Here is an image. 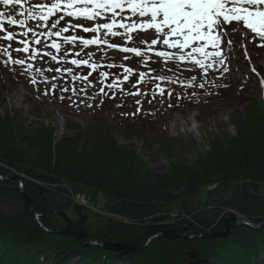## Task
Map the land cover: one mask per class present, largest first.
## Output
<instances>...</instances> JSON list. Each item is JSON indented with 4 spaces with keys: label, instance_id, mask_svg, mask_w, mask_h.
<instances>
[{
    "label": "trees",
    "instance_id": "16d2710c",
    "mask_svg": "<svg viewBox=\"0 0 264 264\" xmlns=\"http://www.w3.org/2000/svg\"><path fill=\"white\" fill-rule=\"evenodd\" d=\"M67 26L69 33L74 35L87 37L89 34L82 28ZM52 38L46 36L47 42L52 43ZM11 53L12 58L17 59V54ZM56 55L55 63L62 69L58 74L62 75L67 59H60L63 52ZM80 58L83 57L73 54L68 61ZM6 60L7 57L0 53V68L4 70ZM91 63L97 65L95 71L86 65H74L79 70L77 76L92 72L88 81L76 84L71 79V82L75 87L83 83V88H90L98 81L97 91H93L92 96L100 98L104 105L117 102L109 94V84H113V88L125 84L133 87L137 82L134 74L131 82V79L125 81L124 76L130 78V75L122 72L114 62L112 67L103 60H91ZM100 71L107 75L100 77ZM234 86H238L237 97L243 109L231 120L237 129L236 135L213 138L209 149L199 152L191 165L179 160L170 163L166 173H152L131 144L115 143L113 132L124 137L137 135L144 139L147 150H154L166 159L176 153L179 140L167 135L164 126L159 124L158 111L148 105L152 102L150 96L157 94L151 87L148 92L143 90V99L140 104L135 103L133 111L121 105L117 125L105 129V140L96 144L89 140V130L74 139L56 138L51 127H28L22 124V119L8 114L0 116V176H6L11 170L22 174V190L32 200L31 207L37 209L40 222L48 228L65 226L64 220L56 214L67 212L72 206L65 196L64 186L81 193L86 188H96L108 215H101L92 226L84 223L82 227L90 238L100 241L142 244L162 228L177 227L185 222L194 231L200 228L198 226L210 228L204 209L197 210L189 201L203 191L205 206L210 204L211 198L218 200V215L230 208L257 225L264 219V103L259 85L253 92L248 91L243 82ZM100 88L108 95L101 93ZM177 88L175 86L172 95L167 97L172 106L187 98ZM161 90L164 92L165 88ZM165 93L167 96L168 92ZM207 94L195 90L191 98L202 103L208 101ZM203 105L210 106L206 102ZM79 142L81 150L77 146ZM7 199L23 203L19 185L0 180V202ZM172 202L182 208L181 215L189 214L193 221L166 222L175 216L159 212V204ZM212 226V231L224 227L221 219ZM263 253L264 228L241 225L223 238L168 240L158 237L141 251L116 256L100 246L87 247L72 236L44 231L25 213L23 206L9 214L0 212V264H264Z\"/></svg>",
    "mask_w": 264,
    "mask_h": 264
},
{
    "label": "rangeland",
    "instance_id": "374dc122",
    "mask_svg": "<svg viewBox=\"0 0 264 264\" xmlns=\"http://www.w3.org/2000/svg\"><path fill=\"white\" fill-rule=\"evenodd\" d=\"M34 2H44V0H21L24 8L31 7ZM20 10L21 5L15 3L9 5L7 9L0 4V11L12 14L17 19H23V16L17 15ZM59 15H63V11ZM123 15L128 16L129 14L124 13ZM65 19L61 21L62 25L64 23H73L71 24L73 26L78 24L89 26L88 22L82 19L77 20L71 17H65ZM132 19L139 21L142 18L133 17ZM100 22L110 21L105 19ZM233 24H236V22H233ZM5 25L3 26L0 22V38L5 36L8 30L11 31L16 36V39L11 42L12 47L9 48V51L13 52L14 55L17 54V59L25 58L26 63L23 67L9 63L5 70L0 68V116L8 114L12 118L22 119V124L28 127H51L56 138L66 137L74 139L89 130V140L96 144L105 140L103 135L105 129H108L110 125H117L119 120L118 111L121 105H124L123 109L133 111L136 101L143 99V90L148 92L151 87L155 88L157 94L153 95V97L150 96L152 102L148 105L154 111H158L159 124L164 126L167 135L179 140L174 156L166 159L154 150H147L144 146V139L137 135L124 137L118 132L112 133L117 145L131 144L134 150L141 155L147 169L152 173H166L170 168V163H176L179 160H184L188 165H191L199 152L209 149L210 141L213 138H230L236 135L237 129L231 124V120L243 109L240 107L241 102L237 97L238 86L235 88L234 85L242 82L246 83V87L249 88L248 91L253 92L255 87L261 84L264 98V41H261L250 30L243 29L240 24L236 26L235 30L226 25L224 31L220 33L221 39L218 44L222 51L221 59L224 60V63L221 64L216 61L213 67L207 70L206 74L198 66H193L188 61H165L162 57H157L155 53L158 51L178 54L179 50L169 49L164 45L162 43V35L157 34L155 29H137L135 31L114 29L119 34L116 37H106L109 44L136 48L141 52V58H137L134 52L123 53L119 51V47L111 48L107 44L90 45L88 49H77L75 45H69L61 40L52 38L61 45V52H63V49H68L67 63H64V69L70 67L72 72L63 70L62 75L49 72L50 67H57L58 65L51 60V55L45 56L44 53L50 52L56 55L58 52L50 47L51 43L47 42L46 36L40 37L42 41L40 45L35 44L31 33L26 37L22 36V33L27 31L28 27L37 30L36 21H28L23 28L18 25V27L16 25ZM48 26H50V23L46 25L45 31ZM137 33L140 34L138 35ZM94 35L96 34L89 33L88 38H92ZM19 37L30 40H28L30 49L32 47L37 48L36 59L27 60L30 52H15L17 47H23V45L18 43ZM152 39L157 40L155 45L151 44ZM199 43H203V41ZM7 44V41L0 39V46L5 47ZM193 46H196L195 42ZM205 50L212 51L211 47ZM75 51H80V56L83 58L86 57L85 52H88L92 57L91 60L114 62L122 72H124V67H131L133 71L129 74L130 82L133 74V79L137 82L133 87L125 84L121 87L115 85L114 88L109 89V94L113 95L117 102L111 104L109 102L108 105H104L100 98L92 96L97 91L98 81L90 88H83V83L75 87L71 82L72 77L70 76L79 72L68 61V58L73 56ZM189 51H191V47L184 49L185 53ZM28 63H31L33 67L25 72L24 69ZM36 68H41L44 75L37 73L35 71ZM140 71L144 73L143 79L139 78ZM159 75H166L168 79L161 81L157 78ZM192 76H195L196 80L193 85H189V80ZM33 79L36 81L35 84L30 83ZM74 81H76V84L80 82L79 80ZM52 84H57V88L52 89ZM201 84L203 87H200ZM175 86L187 98L185 101H176L175 106L169 107L171 100L169 98L167 100V97L175 89ZM61 88H67L68 91H61ZM82 88L84 89L83 91H81ZM161 88H165V91L162 92ZM195 90L208 92V101L203 100L201 103L197 99L191 98ZM133 92H136L137 95L129 94ZM165 92H168L167 96H165ZM45 93L47 94L45 95ZM204 102L209 103L210 106L205 107L203 105ZM175 116L179 118L180 123L176 128L173 127L174 122L172 121ZM77 146L79 150L82 149L80 142ZM87 146L89 150L90 146ZM14 174L19 175L11 170L6 176H13ZM0 180H4V176H0ZM64 187L67 192H69L67 189L71 190L68 186ZM67 192L65 196L73 203L71 208L67 210V214L70 219L77 221L79 215L74 209L76 202L67 196ZM85 195L92 197V200L100 208L103 207L104 200L96 188H86L83 197ZM189 201L197 210L200 208L204 209L205 217L210 223V227H213L212 225L221 219V214L224 211L230 210V208H227L218 215L219 204L216 198H211L210 204L208 203L209 205L205 206L206 197L204 191L195 197H191ZM22 206L23 203L19 201L7 199L0 202V212L9 214L20 210ZM84 212L82 211V215L86 218L84 223L88 226H92L94 221L99 220L102 215L101 212L90 209ZM159 212H168L175 216L181 215L183 210L172 202L169 204L160 203ZM181 219L193 221L189 214L175 216L174 219L170 218L166 221ZM183 224L188 223L185 222ZM201 230L204 231L203 228ZM262 256H264V253Z\"/></svg>",
    "mask_w": 264,
    "mask_h": 264
},
{
    "label": "snow or ice",
    "instance_id": "6c2138e0",
    "mask_svg": "<svg viewBox=\"0 0 264 264\" xmlns=\"http://www.w3.org/2000/svg\"><path fill=\"white\" fill-rule=\"evenodd\" d=\"M21 5V10L17 13L23 16V19H17L12 14H5L0 11V20H6L9 25H19L23 28L28 21H36V29L28 27L27 31L22 33L26 37L31 33L35 44L42 43L41 36L62 37L63 42L69 45H75L77 49H88L90 45L107 44L111 48L119 47L116 44H109L106 37H116L119 33L114 29H126L127 31H135L137 29H155L157 34L162 35V43L169 49L179 50L178 54L167 51H158L155 53L157 57H162L165 61L175 60L179 62L188 61L193 66H198L205 74L207 70L213 67L216 61L224 63L221 59L222 51L219 48L218 41H220V33L224 31L225 26L231 27L235 30L238 24L242 25L243 29L250 30L251 33L264 41V0H44V2H34L31 7L24 8L21 0H0V4L8 8L11 4ZM119 10V12L117 11ZM63 11V15H59L57 19H51ZM130 15H123L125 12ZM65 17H71L77 20H84L88 22L89 26L74 25V27L82 28L84 33H94L92 38H84L80 35H66L69 33L67 24L62 25L61 21ZM133 17L142 18L139 21L133 20ZM146 18V19H143ZM109 20L110 22H100L101 20ZM131 21V22H127ZM50 22V26L46 25ZM236 22V24H233ZM138 35L140 33H137ZM174 38V39H171ZM7 41V46L0 48V53L7 57L5 64H15L23 67L26 63L25 58L13 59L9 48L12 47L11 42L14 39V34L8 32L2 38ZM203 41V43H199ZM194 42L196 46H193ZM19 44L23 47H17L16 53H29L27 60H34L37 57V48H29V43L25 39H20ZM156 39H152L151 44L155 45ZM57 52H61V45L53 40L50 46ZM191 47V51L185 53L184 49ZM211 47L212 51L205 49ZM119 51L123 53L134 52L137 58H141V52L133 47H119ZM64 55L60 59H67L68 49H63ZM75 56H80V51H75ZM45 56L51 55L52 61H57L58 57L50 52H45ZM87 58L71 59V65H86L96 70L97 65L91 63V55L85 52ZM113 65H109L112 67ZM33 65L27 64L24 69L25 72L31 69ZM64 71L72 72L70 67L63 69ZM35 71L44 75L41 68H36ZM61 67H50V73L61 72ZM124 73L130 74L133 69L131 67H124ZM227 71V69H225ZM106 72L100 71L99 76L105 77ZM92 76V72L87 75L77 76L73 75V80L81 82L88 81ZM144 73H140L143 79ZM159 80H167L166 75H159ZM125 81L129 79L128 75L123 78ZM196 80L192 76L189 80V85H193ZM30 83L35 84L33 79ZM115 83V82H113ZM111 89L113 84H109ZM200 87H203L201 84ZM52 89L57 88V84L51 85ZM61 91H68L67 88H61ZM75 91V89H73ZM83 91V89L81 90ZM100 92L105 96L108 95L103 88ZM47 93H45L46 95ZM130 95H137L136 92L129 93ZM172 95V93H169ZM63 99V97H61ZM140 103L139 100L136 101ZM151 103V101H149ZM99 106V105H98ZM119 107V105H118ZM169 107H172L170 104ZM140 109H137L139 112ZM133 113L132 115H135ZM122 115H126L122 113Z\"/></svg>",
    "mask_w": 264,
    "mask_h": 264
},
{
    "label": "water",
    "instance_id": "95a60500",
    "mask_svg": "<svg viewBox=\"0 0 264 264\" xmlns=\"http://www.w3.org/2000/svg\"><path fill=\"white\" fill-rule=\"evenodd\" d=\"M4 180H10L16 182L22 187V178L19 175L14 174L13 176H4ZM20 197L23 202L25 213L27 215L32 216L44 231L49 233H60V234L72 236L73 238L80 241L87 247L100 246L116 256H124L133 253L135 251H141L145 249L152 240L158 237H163L168 240H176L178 238H182L183 240L198 239V238L205 239L211 237L223 238V237H227L233 230H235L236 227L241 225H247L256 229L264 228V219L257 225H254L245 216L236 212L235 210L230 209L228 211H224L221 214V220L224 226L222 230H215V231L207 230L208 232L198 231V230L194 231L193 229L190 228L191 226L190 224H180L177 227L162 228L158 232L150 235L146 239V241L142 244L137 243L135 241H100L98 239L90 238L88 232L82 227V224H84L86 218L84 215H82V208L79 205L74 204V209L77 211L79 215V219L77 221H73L72 219H70L67 212L60 211L57 212L56 214L62 220H64L65 226L63 228H48L40 222L39 220L40 215L37 209L31 207L32 200L22 190V188L20 189Z\"/></svg>",
    "mask_w": 264,
    "mask_h": 264
},
{
    "label": "built area",
    "instance_id": "2783aa9c",
    "mask_svg": "<svg viewBox=\"0 0 264 264\" xmlns=\"http://www.w3.org/2000/svg\"><path fill=\"white\" fill-rule=\"evenodd\" d=\"M69 192L68 197H70L73 201L80 204L84 209H90L93 211L101 212L102 214H106L105 212L101 211L100 206H98L96 203H94L90 198L83 197L80 193L73 192L70 189H67ZM97 205V206H96ZM100 210V211H99Z\"/></svg>",
    "mask_w": 264,
    "mask_h": 264
},
{
    "label": "bare ground",
    "instance_id": "6f19581e",
    "mask_svg": "<svg viewBox=\"0 0 264 264\" xmlns=\"http://www.w3.org/2000/svg\"><path fill=\"white\" fill-rule=\"evenodd\" d=\"M172 121L174 122V128L178 127L179 123V118L177 116L172 118ZM184 125V123H182ZM82 211H84V209L82 208ZM73 264V263H72Z\"/></svg>",
    "mask_w": 264,
    "mask_h": 264
}]
</instances>
